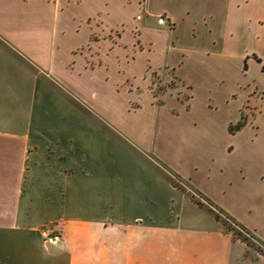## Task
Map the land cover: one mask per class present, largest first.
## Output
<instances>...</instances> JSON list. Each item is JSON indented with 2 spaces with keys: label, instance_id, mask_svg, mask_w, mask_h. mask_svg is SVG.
Listing matches in <instances>:
<instances>
[{
  "label": "crops",
  "instance_id": "obj_1",
  "mask_svg": "<svg viewBox=\"0 0 264 264\" xmlns=\"http://www.w3.org/2000/svg\"><path fill=\"white\" fill-rule=\"evenodd\" d=\"M177 1L178 18L195 25L188 34L208 47L179 46L175 12L151 0H0V264H264L220 219H162L125 205L117 162L88 133L92 125L146 154L158 148L161 121L172 137L227 136L208 163L222 174L218 193L232 199H203L264 241L237 211L264 208V0ZM160 14L174 24L169 33L156 25ZM160 36L163 59L150 65ZM162 69L179 81V97L158 102L149 78ZM140 115L137 134H127L124 120Z\"/></svg>",
  "mask_w": 264,
  "mask_h": 264
},
{
  "label": "rangeland",
  "instance_id": "obj_2",
  "mask_svg": "<svg viewBox=\"0 0 264 264\" xmlns=\"http://www.w3.org/2000/svg\"><path fill=\"white\" fill-rule=\"evenodd\" d=\"M143 1L145 0H140L141 5ZM127 2L131 3L132 0H127ZM181 3L182 2H178L177 0H151L152 8L154 10L165 7L171 8L172 11L175 12V15H173L177 26L175 36L176 42L179 46H185L190 50L208 47L211 41L209 42L208 40L203 39L200 35L195 37L196 34L192 35L191 31L190 34H188L187 29L195 27L194 24L189 25V20L187 18H178L181 13V8L179 7V4ZM142 16L143 14L139 13L136 18L141 19ZM158 16L160 20H162L160 22L156 21V25L164 27L169 33V30L174 28V24H171L170 22L163 23L166 19L165 15L160 14ZM124 22V27L126 29L128 19H125ZM196 26L201 27V25ZM134 31L137 33L136 29ZM119 33L120 28L115 31L112 30L110 34L116 36ZM177 36H179V38ZM162 41L161 36L153 39L155 52L150 53V65H157L163 59ZM171 42L175 43V39L172 38ZM191 56L192 59L195 57L194 54L188 55V62L191 59ZM144 58L145 55H141L139 60L132 65L131 68L134 73H138L139 71L141 72L144 64ZM187 61L184 62L182 67L185 66ZM234 64L237 65L236 62H234ZM168 74L169 71L167 69H162L159 73L157 71L150 73L149 79L151 83L149 84V87L151 88L152 93L157 96L158 102H160L161 96L165 94H169L170 96L177 98L179 97V81L173 76L172 72L170 73L172 75ZM192 80L195 81V78L193 77ZM51 107L48 108V111L52 109ZM46 110L47 109H45V111ZM144 111L146 110L142 109L141 112ZM143 120L142 115H140L139 118L134 117L124 120L125 130L129 132L127 134L131 133L135 136V134H137V130L140 128L139 126L143 124V122H141ZM161 122L162 124L160 125L159 133L157 132L158 148L156 151H152L151 149L146 150L148 154L139 149H135L127 142L122 141L120 138L110 135V133L107 135H104V133L103 135L99 134L96 129L90 125L91 128L88 130V133H91L93 138L96 137V143L101 144L102 147L106 149V161H115L118 164V169L121 171L122 179L121 184L118 186L119 188H122V193L125 196V205L135 208L139 207L150 209L155 211L157 217L160 216L162 219L171 220H175L177 217L185 220H189L190 218L209 220L211 217L214 218L215 214H218L220 221L223 222L225 226L230 225V227H232L229 232L233 235V237H243L249 244H252L260 252L264 253L263 240L258 239L253 233L243 229L241 226L236 225L229 218L223 216L215 208L211 207L208 203H206L207 201L203 199L204 197H210L207 193L211 196L214 194L216 198L225 204H228V202L232 199L229 194L224 195L223 193H218V188L222 183L223 177L222 174L217 173L212 164L208 163L211 156L216 154L215 151L218 149L216 145L222 143L226 144L228 137L217 133H215L214 136H207L206 134L200 132L192 133L189 137L181 136V138L179 133L176 134L174 131V136L172 137L167 132V129L165 130L162 128L163 125L167 126L168 123L166 121ZM79 123L80 122L77 118L76 124ZM145 123L148 122L145 121ZM134 124L137 126L134 127ZM143 134L144 133H141V135ZM169 138H172L173 142H171ZM137 139H141L140 141L144 143L146 139L149 140V136L147 137V135H143L141 137H137ZM194 142L196 144H193ZM147 144L148 143H146V145ZM170 145L171 147H169ZM154 157H156L158 161L154 160ZM208 164L210 165V170H206V168H208ZM144 166H147L148 169ZM167 166H170L172 169ZM178 175H180L181 178ZM188 177L193 181L195 186L197 184L196 187L204 191L202 195L201 193L195 191V189L193 191L192 188L186 186L185 183L188 181ZM183 180L186 182L184 183ZM188 185L191 186L189 183ZM137 186H141L140 191H144V187L149 188L152 193V198L149 199L150 197H145V195L141 193L139 196V192L135 191ZM195 201L202 203V205H197ZM54 203L60 210V208L62 209L65 207L66 201L54 200ZM237 211L243 214V217L246 220H250L251 223L255 224L258 228V232L264 234V208L262 201H259L258 206L256 201H253L252 212L244 213V211L242 212L239 208ZM42 228L47 229L48 225H44Z\"/></svg>",
  "mask_w": 264,
  "mask_h": 264
},
{
  "label": "trees",
  "instance_id": "obj_3",
  "mask_svg": "<svg viewBox=\"0 0 264 264\" xmlns=\"http://www.w3.org/2000/svg\"><path fill=\"white\" fill-rule=\"evenodd\" d=\"M240 125V122L237 124V126H239ZM195 203L197 204V205H199V206H201L202 205V203H200V202H197V201H195ZM211 210V209H210ZM215 218H217V219H220V217H219V215L218 214H215ZM225 223V222H224ZM225 225V224H224ZM226 227V229L228 230V231H230L231 230V228L232 227H230V225H228V226H225ZM235 238H239V239H241L242 241H245L247 244H249L243 237L241 238V237H238V236H234ZM264 254V253H263Z\"/></svg>",
  "mask_w": 264,
  "mask_h": 264
}]
</instances>
